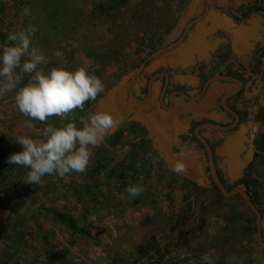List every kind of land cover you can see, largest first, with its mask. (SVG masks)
I'll return each instance as SVG.
<instances>
[{
    "label": "rangeland",
    "instance_id": "rangeland-1",
    "mask_svg": "<svg viewBox=\"0 0 264 264\" xmlns=\"http://www.w3.org/2000/svg\"><path fill=\"white\" fill-rule=\"evenodd\" d=\"M111 1L115 0H0V43L10 32L33 25L37 31L31 47L39 48L45 57L38 70L46 74L53 68L74 71L84 67L104 84L103 93L83 109L46 122L31 121L32 128L26 127L29 118L15 105V91L0 95V186L23 203L15 212L0 207V257L8 247L7 226L20 229L16 220L22 215L24 242L13 264H146L139 246L148 244L166 256L160 264H264L257 232L247 229L253 217L248 205L237 195L220 203L210 188L198 190L165 163L161 165L156 143L149 141L138 123L122 125L112 134L120 131L115 146L104 141L92 148L83 173L66 175L54 184L53 193L35 205L27 198L34 188L24 182L28 169L8 163L10 154L21 151L15 139L38 140L48 125L74 122L82 126L90 109L166 42L177 25L152 49L164 25L174 19L178 24L192 0H125L120 5ZM224 1L225 8L236 12L244 0ZM258 1L264 7V0ZM25 7L30 8V16L21 15ZM204 8L205 0H199L191 18ZM256 72L263 75L264 65ZM28 79L24 76L21 85ZM259 153L238 185L247 176L264 187V153ZM226 182L228 189L236 184L230 179ZM129 185L145 190L129 199L125 191ZM260 194L264 209L263 188ZM51 208L71 215L90 235L67 228L48 212ZM203 208H208L206 214ZM190 228L197 230L184 235ZM51 250L56 255L53 262L48 258Z\"/></svg>",
    "mask_w": 264,
    "mask_h": 264
},
{
    "label": "clouds",
    "instance_id": "clouds-1",
    "mask_svg": "<svg viewBox=\"0 0 264 264\" xmlns=\"http://www.w3.org/2000/svg\"><path fill=\"white\" fill-rule=\"evenodd\" d=\"M21 15L30 16V8L25 7ZM36 31L37 28L30 25L18 33L10 32L0 43V95L15 91L17 109L29 118L27 128L34 126L31 121L46 122L50 117H65L76 109H83L86 102L96 101L104 91L102 80L84 67L74 71L53 68L46 74L38 70L45 57L39 48L31 47V37ZM24 76L29 79L21 85ZM117 122L118 118L112 113L98 111L82 126L74 122L48 125L38 140L29 136L16 138L21 151L10 154L8 163L28 169L24 182L35 186H42L45 176L83 173L90 163L92 148ZM174 167L177 171L183 170L182 163ZM144 190L140 185H129L125 189L129 199Z\"/></svg>",
    "mask_w": 264,
    "mask_h": 264
},
{
    "label": "crops",
    "instance_id": "crops-1",
    "mask_svg": "<svg viewBox=\"0 0 264 264\" xmlns=\"http://www.w3.org/2000/svg\"><path fill=\"white\" fill-rule=\"evenodd\" d=\"M213 3L216 10L222 14L221 17L218 18L213 16L208 18L207 16L203 21L195 24V26H193L194 24L188 26L190 29L189 32H187L188 34L185 41L183 40L180 45L163 53L151 62L147 75V80L148 77L151 76L148 81V93L144 94L143 91V87L146 88L147 85L143 87L140 86V88L135 91L137 98L143 103H137V106L135 105L137 108L129 103L126 105V109L128 111L131 109V112L133 111L135 114H138V112H136V110H138L149 127L136 121H129L122 124L138 123L140 126L147 129L152 137V141L154 143L157 141L156 145L160 150L159 154H163L162 157L166 160L168 153L176 151L173 141V125L175 115H178L180 138L178 144L179 150H177L175 154L177 158L186 160L187 162H194L196 165L194 169L196 170L198 168L196 163L199 162L196 161V157L202 156L203 151H195L194 145L190 142L192 122L199 118V116L211 119L215 117L218 118L216 116L218 111L210 112V110L217 106L218 99L223 92L226 91L229 95L235 86L233 83H213L205 93L207 89L205 88L206 84H203L204 88L201 90L200 85L202 86V83L198 77V68L204 63H208V60L212 59L211 54H216L221 47L226 48V50H229V52L234 55V57H228V55L227 59L232 58L236 60L242 57L244 52L253 49L252 47L260 40L264 30L263 22L260 18L250 20L251 22L248 21L246 24L238 23L229 14L228 11L230 10L225 8L226 2L224 0H213ZM216 20H218V22L215 23ZM245 25L249 28L248 30L244 28L241 29V27ZM221 26L224 28L220 29ZM184 31L185 30L181 32V35L185 33ZM177 38L172 41L174 42ZM250 44L254 45L250 46ZM231 62H233V60ZM139 83H143V81H139ZM119 95L114 105L117 108L123 105L121 94ZM118 112L122 115L125 112V106H123L120 111L118 110ZM116 114L117 111H114L115 116ZM131 117L133 116L131 115ZM204 129H207L208 136L212 135L209 130L213 128L209 129L205 128V126L196 128L195 132ZM241 141L231 143L230 147L234 149L231 150V152L223 153V147L219 154L228 156L229 159H231V155L235 154H238L240 157L242 153L237 143L239 144ZM228 153H230V155H228ZM222 163H224V161ZM225 170L227 171L228 168L226 167ZM225 170L223 166H221V172L226 181V178H228V171L225 172ZM237 183L238 181L233 185H238Z\"/></svg>",
    "mask_w": 264,
    "mask_h": 264
},
{
    "label": "flooded vegetation",
    "instance_id": "flooded-vegetation-1",
    "mask_svg": "<svg viewBox=\"0 0 264 264\" xmlns=\"http://www.w3.org/2000/svg\"><path fill=\"white\" fill-rule=\"evenodd\" d=\"M229 10H231L228 11L229 14L234 18L235 21H239V23L246 19V21L248 22L250 20L260 18L263 22L264 28V14L255 15L250 12L249 14L241 17V13H238L237 11L235 12L232 9ZM205 12L206 6L201 14L199 13L190 21L200 18L205 14ZM244 17H246V19ZM176 25L177 23L175 24V26ZM183 30H185V27ZM187 34L184 36V41L187 38ZM181 36L182 35L180 33L178 38L172 43H176ZM164 42L162 43L161 47L163 46ZM251 45L254 44H250V46ZM252 48L253 49H251V51L247 50V52H244L242 54V57L234 60L232 58L227 59L228 55V57H234V55L229 52V50H226V48L221 47L216 54H211L212 59L208 60V63H204L198 68V77L200 82L202 83V86L200 85L201 90H203L204 88L203 84H208L205 93L213 83L235 84L232 92L229 93V95L226 91L223 92L221 97L218 99L217 106L210 110V112L218 111L216 115L218 118L215 117L214 119H211L208 117L202 118L201 116H199V118L193 120L192 122V128L190 130V142L194 145L195 151H203V155L197 156L196 161H199L198 163L200 164L201 170L208 178V184L210 185V187H206V189L210 188V190H213V180L210 175L209 167L207 165L209 158L208 152L206 151L205 145L201 141V138H203L210 144L213 152L216 171L219 177L222 178L221 180L226 187H228V183L226 182L228 179L226 178L227 180H224L225 178H223L221 166L225 164L224 163L222 165V162L229 160V158L228 156L219 154L222 148L224 147L225 149L227 147H230L231 143H236L244 140V138H249L250 135L253 134L256 154L259 153V146L261 144L262 138L264 137V74L262 75L256 71L259 68H262V66L264 65V30L262 32L260 40L256 42L254 47ZM232 60L233 62H231ZM150 78L151 76L148 77V80L146 82V91L143 87L144 94L148 93V81ZM205 125H213L218 127L219 129H210L209 131H211L212 135L209 136L207 129L195 132L196 128ZM141 127L146 131L148 139L151 142L152 139L150 133L143 126ZM237 146H239L238 143ZM159 157L160 161L165 163V158H163L161 155H159ZM225 166L227 167L226 164ZM196 177H198V175H195L194 179ZM190 182L196 185L194 181Z\"/></svg>",
    "mask_w": 264,
    "mask_h": 264
},
{
    "label": "water",
    "instance_id": "water-1",
    "mask_svg": "<svg viewBox=\"0 0 264 264\" xmlns=\"http://www.w3.org/2000/svg\"><path fill=\"white\" fill-rule=\"evenodd\" d=\"M220 1H223V0H220ZM198 4H199V0H192L189 3V5L186 7V9L184 10V12L181 16V19H180L179 23L177 24V28L166 39L164 46L159 48L158 50L154 51L148 58H146L141 63V65L135 71H133L132 73H130L129 75L124 77L123 80L120 83H118V85H116L104 97H102L99 100V102L97 104V110L105 111L109 105H112V103H114V104L116 103L117 97L120 96L119 94H121L123 105L122 106L120 105L119 108H117L115 106V109L113 110V115H114V111H117L116 116L120 115L119 114L120 112H118V110L120 111V109L123 106H125V112L122 115L117 116L118 122H117L116 126L113 129H111L104 136V138L99 142V144L104 142L107 137L111 136L125 122L136 121V122L142 123L146 127H149L148 124L145 123L144 117H142L140 115L138 110H136V112H138V114H135V112H133V111L131 112V109L128 111L126 109V105L129 103L130 105H133L135 108H137L136 107L137 103H143L141 100H139L137 98L135 91H137V89H139L140 86L143 87L146 85L145 82L147 80L148 70L150 69L149 67L151 65V62H153L157 57H159L163 53H165L171 49H174L175 47L180 45V43H182V41L184 40V36L187 34V32H189L190 27L188 28V26L200 23L207 16H208V18L213 17V16L218 17V18L221 17L222 14L218 10H216V8L214 7L215 5L213 3V0H205V4H206L205 5L206 6L205 14L203 16H201L200 18H197L195 20L190 21L191 22L190 23L189 20L192 16L195 15L196 7L198 6ZM191 19H193V18H191ZM186 22H187V25L185 26V31H184L185 33L178 39V41L176 43H172L173 42L172 40H174L175 38H177L179 36V34L181 33L180 30L184 27V24ZM216 22H218V20H216L215 23ZM249 22H251V21H249ZM223 28H224L223 26L220 27V29H223ZM243 28L246 30L249 29V28H247L246 25L241 27V29H243ZM139 81H143V83H139ZM207 87H208V84H206L205 88H207ZM131 115L133 117H131ZM205 128H209V129L210 128H217V129H219L218 127L213 126V125H205ZM173 131H174L173 132L174 147H175V150L177 151V150H179V148H177V146L179 144V135H180L178 115H175ZM245 133H246V131H245ZM201 141L205 145L206 151L208 152L209 158H208L207 165L209 167L210 175L212 177L214 185L217 186V188L224 195V197L229 198V197L239 195L241 197V199L248 205V207L255 213V215H256V227H257V238H258V242H259L260 247L262 249H264V238H263L264 216L262 215V213L260 212L258 207L253 203L252 199L250 198V195L247 193L243 184L235 185V186H233L232 189H228L224 185L223 181L221 180V178L219 177V175L216 171L213 152H212L210 144L206 140H204L203 138H201ZM155 143L157 144V141ZM239 149H240V152L242 153V155L240 157L238 156V154L237 155L236 154L231 155V159L224 162L227 165V168H228L227 177H228V179H230L231 183L241 180L244 176V171L248 167H250L255 160L256 149H255V145H254V135L251 134L249 138H244V140H242L239 143ZM231 150H234L233 147H230V148L227 147L222 152L223 153L231 152ZM176 151H174L172 153L170 152L167 154L165 164L168 166V169L174 173L181 175L182 177H184L190 181H194L196 183V185L199 187H204V188L210 187V185L208 184V178L204 175L203 171L201 170L200 164L196 163L198 168H197V170L194 169V167L196 166L195 163L192 161L187 162L186 160H182L180 158H177L176 154H175ZM228 155H230V153H228ZM161 156H163V154ZM176 163H182L183 164V170L182 171L176 170V168L174 167V165ZM224 163H222V165ZM225 164L223 165L224 170L226 169ZM227 171L225 170V172H227ZM195 175H198V177H196L194 179Z\"/></svg>",
    "mask_w": 264,
    "mask_h": 264
},
{
    "label": "trees",
    "instance_id": "trees-1",
    "mask_svg": "<svg viewBox=\"0 0 264 264\" xmlns=\"http://www.w3.org/2000/svg\"><path fill=\"white\" fill-rule=\"evenodd\" d=\"M123 1L125 0H115V1H111L112 3L114 2L115 5H120L123 3ZM114 8L115 6L112 5ZM237 12L241 13L240 16L243 17L247 14H249L250 12H252L253 14H257V15H261L264 14V7H262L261 5H259L258 0H244L242 5H239L237 8ZM246 19V17H244ZM178 19H174L173 23L171 24H166L164 25V28L162 29L160 35L158 38L153 40L152 43V49L156 50L160 45H161V38L162 37H167L169 35V30L170 28L175 25L177 23ZM247 20V19H246ZM243 20L240 23L246 24L247 21ZM169 21V19H168ZM239 23V21H238ZM144 90L146 91V89L144 88ZM115 104L112 103V105H109L107 107V109L105 111L102 112H110L113 114V110L115 108L114 106ZM91 111V115L94 114L95 112H98L100 110H97V106L96 107H92L90 109ZM120 137V131L118 133H116L114 136H109L106 138L105 142H110L111 145L115 146L117 144V141ZM261 151V153H264V138L261 141V144L259 146V152ZM260 157V153L256 154V159L254 162H256L258 160V158ZM160 164L163 165V162L160 161ZM252 166V165H251ZM250 166V168H251ZM163 168V167H162ZM64 177H57V176H52V177H48L45 176L44 179V184L42 186H34L33 189H30L29 194L31 193L32 196L27 197V198H31L32 203L35 205V203H37L39 201V199L41 197H44L46 195H49L50 193H53V191L55 190V185L59 180L63 179ZM189 181V180H187ZM190 182V181H189ZM193 184V183H192ZM241 184L244 185L247 193L250 195V198L252 199L253 203L258 207V209L260 210V212L262 213V215L264 216V209L262 208V204L263 201L261 199V194H260V189L264 187H262V185H260L256 180H251L249 179L247 176L242 180ZM26 186H29L28 184ZM30 187V186H29ZM195 188L201 191H207L206 188L204 187H199L197 185H195ZM36 189V191H34ZM213 191L215 192V195L217 197V201L218 202H222L223 200L226 199V197H224V195L219 191V189L217 188L216 185H214L213 183ZM77 195V194H76ZM78 196V195H77ZM241 199L240 196H237ZM242 200V199H241ZM31 204V205H33ZM246 204V203H245ZM192 205V204H191ZM13 206V207H12ZM21 206H23L22 201L17 199V196L11 192H9L7 189H5L4 187L0 186V207L6 210H10L13 209V212L17 211L18 208H20ZM248 210L252 213L253 217L251 219V221L249 222V227L247 229L249 230H253L257 232V227H256V215L255 213L249 208L247 207ZM206 209L208 208H203L202 210L204 211V213L206 214ZM188 210L191 211V206L190 204L188 205ZM48 212L58 221L62 222L67 228L71 229L73 232L75 233H79V234H86V235H90L88 233V231L86 229H83L79 226V224L75 221V219L67 214L64 213L62 211H58L56 209H49ZM23 220L24 217L22 215H19L17 217L16 223L20 226V229H12L13 226L8 225V229H7V239L6 244L8 245L7 250H5L0 257V264H13L15 258L19 255L20 253V249L23 245V240H24V233H23ZM205 219H203L204 221ZM204 224L202 223L200 225V227H202ZM198 227V228H200ZM14 230V231H13ZM197 230L196 229H189L188 231L184 232V235L189 236V234L195 233ZM9 234V235H8ZM13 234V236H12ZM49 256L48 258L50 259L51 262H53L56 259V255L54 251H48ZM139 253H143V255H146V264H160L163 263L162 261L166 258V256L164 254H160L156 247L154 245H147L145 247H142L141 245L139 246ZM157 255H160L159 257H157ZM13 261V262H12ZM139 262H136L135 264H138Z\"/></svg>",
    "mask_w": 264,
    "mask_h": 264
}]
</instances>
